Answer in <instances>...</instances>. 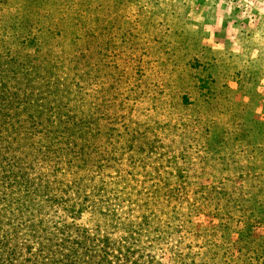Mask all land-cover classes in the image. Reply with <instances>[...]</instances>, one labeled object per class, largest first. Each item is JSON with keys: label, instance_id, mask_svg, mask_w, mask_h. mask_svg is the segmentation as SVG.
<instances>
[{"label": "rangeland", "instance_id": "obj_1", "mask_svg": "<svg viewBox=\"0 0 264 264\" xmlns=\"http://www.w3.org/2000/svg\"><path fill=\"white\" fill-rule=\"evenodd\" d=\"M101 115L178 190L159 242L65 129ZM0 264H264V0H0Z\"/></svg>", "mask_w": 264, "mask_h": 264}, {"label": "trees", "instance_id": "obj_2", "mask_svg": "<svg viewBox=\"0 0 264 264\" xmlns=\"http://www.w3.org/2000/svg\"><path fill=\"white\" fill-rule=\"evenodd\" d=\"M84 97H90L89 92H86ZM84 97L79 99L84 101ZM91 118L88 116L86 119L71 123L68 118L64 123L67 130L77 128L81 137L76 134L71 136L80 140H84V135L89 131L88 127L94 131L93 137L97 139L99 147L97 149L102 154L100 160L103 163L97 174L104 185L100 190L109 194L105 199L106 213H111L116 223L127 228L128 239L124 241L134 240L142 235L149 238L150 235H154L152 239L159 242L169 235V232L165 233V229L169 227L165 221L167 213L159 209L171 208L172 201L166 195L172 196L178 190L168 187L163 179L152 177L151 172H146V166L152 167V163L140 159L139 155L143 152L148 153V158L156 161L157 158L154 157L156 147L149 145L147 150L144 149L139 143L137 131H133L130 124L116 123L106 115H101L96 120ZM128 137L131 138V143ZM73 144L77 146L75 141ZM83 148L84 145H81L79 153H84ZM104 177H108L109 180L103 181ZM125 190L127 193H124ZM122 209H127L126 213H123ZM142 209H148L149 214L141 213ZM154 260L152 258L151 263Z\"/></svg>", "mask_w": 264, "mask_h": 264}]
</instances>
